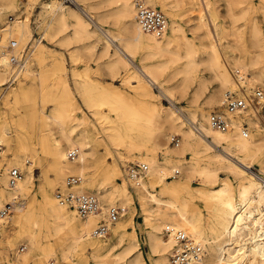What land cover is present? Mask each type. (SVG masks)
<instances>
[{
  "label": "bare ground",
  "instance_id": "1",
  "mask_svg": "<svg viewBox=\"0 0 264 264\" xmlns=\"http://www.w3.org/2000/svg\"><path fill=\"white\" fill-rule=\"evenodd\" d=\"M17 1L0 0V14L18 4ZM78 1L75 0L76 5L62 6L60 2L56 4L53 0L46 4V8L52 13V24L56 31L71 25L72 35H66L63 39L65 41L72 37L86 36L93 37V43L96 44L100 40L97 33L101 34L104 40L103 53L111 57L108 59L107 67L116 73L119 69L125 70L126 74L122 77V82L128 86L131 97L137 98L136 105L143 109L144 113L141 114L133 110L128 103L119 102L115 96L111 102L107 99L104 101L98 99L93 102L87 94L89 88L84 86L80 88V95L86 106L99 122L104 123L101 143L104 142L107 153L112 155L111 149L116 153H120V150H127V152L134 150L137 161L147 166L145 177L138 181L127 174L126 176L132 181L131 185L137 191L139 207L147 221L148 249L154 255L155 264H174L170 259L174 240L171 234L163 236L166 227L186 231L202 246L200 256L188 264H264V122L259 114L252 111L246 113L244 110L241 113L229 115L232 125L230 129L217 130L209 124L210 112L204 109L203 103H198L194 109L187 110V115L177 110L173 106L172 87L164 86L160 80V75L170 68L169 64L184 59L181 66L174 68L173 71L170 70L171 75L182 76L177 84L182 95L195 81L191 91V97L195 98L199 93L205 92L206 86L205 78L196 77L194 71L201 63H205L210 79L217 83V88L207 92L205 96L204 103L209 107L213 103L222 105L223 98L220 93L223 89H226L225 92L229 90L239 94L242 86L247 92L252 90L246 87L245 81L250 85L253 83V85L255 83L264 85V65L255 66L258 62L264 61V50L259 49L254 54L245 53L241 28L234 26V23L239 17H243L246 11H255L264 19V0H258L255 3L251 0L226 1V10L232 23L231 33L240 39L238 44L241 47L240 52L236 55L234 53L231 59L223 55L217 44L218 36L214 32L217 30V22L210 19L208 15L207 0H197L194 3L198 11L195 26L199 29L203 28L202 35L208 39L202 51L204 54L202 57H198L195 43L182 32V27L174 19V14L167 11L168 7L163 0H145L153 7L158 5L166 10L170 17L168 33L166 34L164 29L159 36L141 30L135 18L133 0H103L109 4L116 3V8L113 11H103L102 14L94 10L96 5L93 3L86 0ZM244 1H246L245 4L238 7ZM80 4L83 6L80 7ZM235 9H239V12ZM101 16H113L120 20L127 17L128 23L123 26L125 34L117 35L110 29L100 26L96 20H101ZM69 19H72V24ZM4 25L0 27L3 42L8 39L17 41L14 37H6V34L16 36L30 33L27 15L21 18L16 16L5 27ZM247 26L251 43L259 48L264 46V34L257 18H249ZM177 40L181 41V52L171 49L172 45H176ZM39 43H35L33 47ZM40 45L39 51L42 52L44 44ZM139 49L143 53L140 60L159 57L167 52L171 55L169 59L134 64L136 52ZM31 54L32 50L27 63ZM39 58L40 61L43 59L41 56ZM27 63L18 75L24 71ZM12 67L8 54L4 51L0 56V85L6 83L10 71L12 74ZM131 67L134 69L130 70ZM14 69L13 67V71ZM232 69L235 73L237 72V75L232 74ZM49 79L45 69H40L38 84L40 110L43 111L46 101H52L53 108L51 113L38 114L40 120L38 135L35 131L32 111L29 113L30 123L25 128L24 136H16L15 141L10 138L8 127L4 124L0 125V147L1 143L6 146L7 153H10L9 163L20 168L22 173L16 183L10 185L6 173L8 167L5 168V172L3 168L0 171V209L7 203L10 205L6 215L0 217V229L9 211L13 226V234L10 235L6 234L4 229L0 230V242L12 247L14 240L23 238L27 247L24 252L16 251L15 260L9 264H29L30 262H32L30 264H47L49 260H52L54 264H60V262L80 264L82 259H72V253L81 251L87 246L91 248L90 256L97 264H143L134 232L132 231L127 239L124 237L126 224L114 221L115 224L111 228V234L117 243L124 246L121 252H112L109 242L92 238L98 237L92 234V228L96 225V221L98 222V216H100L99 219L102 218L109 206H116L115 204L118 203L123 210H129V218L134 207L128 198L126 181L119 175L115 164L107 171L102 170L105 175L100 180H95L86 173L89 169H94L96 173L101 172L97 168V163L88 165L90 158L94 157L95 148L90 144L85 129L75 131L74 126H67L68 121L78 120L80 123L83 119L72 115L75 109L74 101L67 97L69 90L64 78L58 77L56 84L49 82ZM153 84L158 86L159 95L167 97L172 102L171 105L154 102L158 94L153 92ZM22 93L26 95L25 90H22ZM103 103L109 105V109L115 113L113 118L99 110ZM221 109L223 110L222 106ZM243 120L247 124H252L256 135L249 134V125L247 133L243 134L241 127ZM49 125H54L59 138L53 137L49 147H44L43 142L48 134H53ZM168 132L180 134L181 144L179 146L178 139V144H172L174 147L165 146L163 153L166 159L160 161L156 157L160 147L159 141ZM36 135L40 150L49 154L51 158L49 164L53 169L54 179H62L65 171L72 172V175L79 176L80 179L71 188L74 191L89 192L87 190L92 191L94 190L92 187L95 186L96 193H89L95 194L97 198L100 194L106 201V207L100 206L99 203L98 211L81 217L75 207L68 210L69 205L58 200L57 202L46 187L42 191L37 206L33 205L31 200H22V195H27L32 189L34 180L31 163H24L26 160L29 161V158L22 159V156H26L29 148H33L35 141L33 139H36ZM150 140L152 141L150 147L142 145V142ZM72 148H76L79 152L74 160L67 158V151ZM184 152L191 154L190 159L182 158ZM254 160H257L260 165L257 173L251 170ZM201 161L204 162L199 164ZM180 168L210 185L220 180L214 187H201L197 190L205 206L211 211L206 224L202 212L193 206L194 194L188 190V187L182 186V183L170 186L164 182L169 171L175 176ZM220 169H225L236 179V190H233L225 178H219ZM85 175L89 177L86 181L82 179ZM114 176H120V182L106 186V182H110ZM65 180L66 178L63 181L62 190L65 189ZM155 186H158V192H155ZM182 191L185 194H181ZM163 195L166 196L163 198ZM76 213L80 218L76 216ZM60 232L63 234L61 240L67 241V246L60 252V260H58L51 240L54 233Z\"/></svg>",
  "mask_w": 264,
  "mask_h": 264
},
{
  "label": "rangeland",
  "instance_id": "2",
  "mask_svg": "<svg viewBox=\"0 0 264 264\" xmlns=\"http://www.w3.org/2000/svg\"><path fill=\"white\" fill-rule=\"evenodd\" d=\"M53 0H18V4L7 8L0 14V26L7 25L10 21H13L16 16L23 17L24 15L28 16V24L30 33L26 34H18V35H8L6 37H14L17 39L20 45H23L30 41V38L33 35L39 34L41 36V41L39 44L33 47L32 54L30 57L29 62L27 63L24 71L16 78V80L12 83H9L8 76L6 79V83L0 85V125L4 124L8 127L10 132V138L15 141V137H23L25 133V128H27L29 122V113L32 111L34 113V121H35V131L37 135L39 134V125L40 120L38 114L40 113H51L53 108L52 101L44 102V109L41 111V102L39 99V91H38V84H39V75L40 69H45V73L50 78L49 82L55 83L58 77L64 78L67 88L69 90L67 97L74 101L75 109L72 111V115L82 118L83 120L79 123L78 120L76 121H68L67 126L71 125L75 127V131L79 130H86L87 131V138L89 139L90 144L92 145L95 151L94 157L90 158L88 165H92L97 163V168L100 169L101 172H95V170H88L86 173L91 175L92 178L95 180H100L105 174L102 170L107 171L111 169L113 164L119 170V175L122 176L127 185L128 190V198L132 203L133 211L130 214L129 218V210H124L121 216L116 220L117 222L120 221L125 225V235L126 239L130 236L132 231L137 239L139 244V249L141 252V257L143 260V264H155L154 255L150 253L148 249L147 243V221L144 218L143 212L140 210L139 207V199L137 196V191L131 185V182L126 176V166L128 164L139 162L137 158L134 156L136 152L134 150L128 151L127 150H120V153H116L113 149H111V153H107L104 148V142L101 143L102 138V126L104 125L103 122H99L92 114L91 110L86 106L83 98L80 95V88L84 86L85 88H89L87 91L90 100L96 102V100H110L113 101L115 98L121 103H128L130 107L133 108L135 111H139L143 114V109L136 105L138 103L137 98L131 97V93L128 90V86L122 82V77L126 74L125 70L119 69V72L111 71L107 67L108 59L111 57L108 54L103 53V44L104 40L101 34L97 33L100 36V40L93 43V37H81V38H69L68 40H63L66 35H72V27L71 25L67 28L56 31L54 25L52 24V13L49 12V9L46 8L47 3H51ZM78 1V0H77ZM88 2L93 3L95 6V11L99 12L100 14L103 11H113L116 8V3H106L103 0H86ZM197 0H163L168 7L167 11H171L174 14V19L178 22L179 26L182 27V32L187 35L192 41L195 43L196 48L198 49V57H202L203 49L206 47L208 43V39L202 35L204 29L196 28V15L198 11L196 10L197 5L194 4ZM227 0H207L208 3V15L210 19H214L217 22V30H214L217 33V44L221 48V52L223 55L227 56L228 59L230 57L238 54L241 50L239 43L240 39H237L234 34L231 33V25L230 18L227 13L226 7ZM252 2H257L258 0H251ZM59 1L55 0L57 4ZM79 2V1H78ZM246 1L240 3L238 7H242ZM61 4V3H60ZM62 6H69L63 5ZM150 5V4H149ZM83 4H80L82 7ZM156 8L161 10L166 19V27L165 32L168 33V23L170 20L167 11L161 8L160 6L156 5ZM237 9V8H236ZM239 12V9L236 10ZM203 12V11H202ZM256 17L259 25L262 29V34H264V19L261 18L260 14L256 13L255 11H246L243 17H239L238 20L234 23L235 27L241 28L242 32V40L244 44L245 53L254 54L259 49L264 50V46L261 48L257 47L250 40L248 36V26L247 22L249 18ZM72 19H69L70 24H72ZM97 23L105 28L110 29L114 34L117 35H124L123 26L128 23V18L124 19H117L116 17H103L101 16V20H96ZM8 22V23H7ZM4 25V27H5ZM247 31V32H246ZM4 32V31H3ZM179 34V33H178ZM40 44H44L43 51L40 52ZM176 45H172V50H178V52L182 51V44L180 40H177L175 43ZM179 46L177 47V45ZM228 45V46H227ZM253 45V46H252ZM205 46V47H204ZM231 46V47H230ZM240 48V49H239ZM233 51V52H232ZM229 54V55H228ZM170 53H165L162 56H155L153 58H146L143 60L142 56L143 53L139 49L136 52L135 63L143 62L144 64L150 61H154L156 59H169ZM39 56L43 59L40 61ZM138 57V58H137ZM137 58V59H136ZM184 59H180L172 64H169L170 68L165 70L160 75V80L164 86L172 87V101L173 106L182 112L184 115H187V110H192L196 107L198 103L205 105L204 109L208 111L211 110H220L221 104L213 103L212 106L205 104V96L212 90L217 88V83L210 79L208 74V68L206 67L205 63H201L194 71V75L197 77L201 76L205 80V92L199 93L197 97H191V91L194 88L195 81L190 84L186 93L182 95L180 90L177 87L178 82L181 80L180 74L171 75V71L174 68L181 66ZM57 63V64H56ZM54 65V66H53ZM264 65V61L258 62L255 66L260 67ZM51 69V70H50ZM134 69L131 67L130 70ZM172 69V70H171ZM171 70V71H170ZM250 71V70H249ZM13 72V67H12ZM248 72V70H247ZM231 76V73H229ZM232 74L237 75L232 69ZM11 75V71H10ZM231 78H233L231 76ZM256 82V81H255ZM246 87L248 86L249 89H252L255 86H262L261 84L250 85L246 81L244 82ZM54 84V85H55ZM175 86V87H174ZM24 88V89H23ZM234 88V87H233ZM22 90L26 91V95L22 93ZM152 90L154 93H157V97H155L154 102L156 104L162 103L164 105H171L172 102L165 96L159 95V88L156 84L152 85ZM226 89H223L220 93V96L223 98ZM189 92V93H188ZM208 92V93H207ZM249 92V91H248ZM116 94V95H113ZM120 96V97H119ZM188 96V97H187ZM31 97V98H30ZM115 99V100H116ZM33 102H32V101ZM132 101V102H130ZM200 101V102H199ZM32 104V105H31ZM99 110L109 115L110 117H114L115 113L109 109V105L103 103L100 105ZM246 113L248 111H245ZM250 113V112H249ZM251 114V113H250ZM254 116V115H253ZM254 118H256L254 116ZM244 122V120H243ZM246 123V122H245ZM247 124V123H246ZM250 131L249 134L256 135L255 129L251 123H248ZM53 134H48L46 140L43 142L44 147H49L50 142L52 141L53 137H57L58 133L54 125H49ZM23 132V133H22ZM176 134L179 137V146H180V134L178 133H171L168 132L165 137L161 138L159 141L160 147L156 152V157L163 161L166 159L163 151L164 147H174L169 142V136ZM36 135V139L33 142V148H29L26 156H22L23 158H29V161H24L25 164L32 165V170L34 173V180H33V187L27 195H22V200L30 201L31 203L37 206L39 203V199L41 198L42 191L46 187L49 190V193L55 198V191L56 189H63L62 184L64 179L68 175H72V172L65 171L63 174V178L60 180L54 179L53 169L50 167V156L46 152H42L40 150V145L37 142L38 136ZM95 139L99 141H94ZM13 141V143H14ZM142 145L145 147H150L152 145V141H144ZM2 152L0 155V166L3 168V172H5V168L9 166H13L9 163L10 153H7L6 146L1 143ZM130 153L132 155H130ZM33 155V157H32ZM132 156V158L129 157ZM127 156V157H126ZM191 154L189 152H184L182 158L190 159ZM34 158V159H33ZM204 161L199 162L203 163ZM260 165L257 160L253 161V165L251 170L254 173L259 171ZM20 169V168H19ZM21 171V169H20ZM89 172V173H88ZM45 173V174H44ZM22 175V173H21ZM120 176H114L110 182H106V186H110L111 183H119ZM219 178L223 177L231 184L233 190L237 188L236 179L232 176V174L228 173L225 169H220L218 171ZM88 180L89 177L83 176L82 179ZM91 180V179H89ZM165 184L170 186L175 184L182 183V186L188 187V190L194 194L193 197V206L199 209L203 214V220L206 224L209 221L211 211L205 206V202L199 194L197 193L198 188L201 187H214L219 184V181H216L214 184L210 185L204 182L202 179L195 175H189L185 169L180 168L179 172L175 173V176L169 171L166 174L164 179ZM65 187V185H64ZM155 192H158V186H155ZM94 190H87L89 192L96 193L95 186L92 187ZM184 191L181 192L183 194ZM185 194V193H184ZM166 195H163V198ZM21 197V195L19 196ZM26 197V198H25ZM98 199L100 206L103 205L106 207V201L98 194ZM58 202V201H57ZM70 207H67L70 210L72 205L66 203ZM119 206L118 203L115 204ZM10 206V205H9ZM104 212V211H103ZM11 215L10 211L5 219L4 223L1 226L0 230H5L6 234L10 235L13 234V226L11 225V220L9 216ZM76 216L80 218L77 213ZM98 216V220H99ZM96 219V220H97ZM115 221V222H116ZM97 224V221H96ZM113 223L108 233L104 237H92L94 240L97 241H105L110 243V247L112 246V252H121L123 249L122 244H118L116 239L111 234V228L114 226ZM95 226V225H94ZM93 229V228H92ZM164 236V235H163ZM165 237V236H164ZM63 234L54 233L52 236V245L55 247V257L56 259L60 260V252L62 249H65L67 246V241H62ZM126 242V241H125ZM124 243V242H123ZM27 249L26 242L23 238H17L14 240V246L9 247L4 242H0V264H9L15 260L16 251L24 252ZM90 247H86L85 249L79 251H75L72 253V259L77 260L81 258L80 264H97L95 259L90 256ZM34 255V253H32ZM32 263V262H30ZM29 263V264H30ZM62 264V262H60Z\"/></svg>",
  "mask_w": 264,
  "mask_h": 264
},
{
  "label": "built area",
  "instance_id": "3",
  "mask_svg": "<svg viewBox=\"0 0 264 264\" xmlns=\"http://www.w3.org/2000/svg\"><path fill=\"white\" fill-rule=\"evenodd\" d=\"M63 5H76L75 0H58ZM135 6V18L139 26L144 32H151L157 36L161 35L165 29V16L161 10L146 3L145 0H133ZM1 27V26H0ZM41 41L39 34L33 35L30 41L20 45L14 39L2 41V32L0 28V56L5 51L8 54L9 62L15 68L12 74L8 77V82L12 83L16 80L17 75L27 63L28 56L33 48V45ZM19 76V75H18ZM222 109L212 110L209 113V124L217 130H228L232 127L230 116L241 111H252L260 115L264 122V87L255 86L251 91L240 89V93L236 94L233 91L225 92L222 99ZM243 134L247 133V124L241 123ZM179 137L173 134L169 137L171 144H178ZM1 152V147H0ZM76 148L67 151V158L74 160L78 157ZM1 155V153H0ZM2 167L0 166V171ZM177 172V171H176ZM7 180L10 185H14L21 177V171L18 167L9 166L7 168ZM147 166L144 163L134 162L126 166V174L138 181L145 177ZM79 176L68 175L65 180V189H56L55 197L62 203H69L75 207L81 217H86L99 210V200L97 196L89 192L74 191L71 187L79 181ZM9 209V203L5 204L0 209V217L6 215ZM123 208L119 206H109L103 217L100 218L97 224L93 227L92 234L94 236L103 237L108 233L110 226L122 214ZM163 232L164 236L171 234L174 240V248L170 255V259L174 264H188V262L196 260L202 253V246L198 241H195L186 231L182 229H174L166 227ZM47 264H54L49 260Z\"/></svg>",
  "mask_w": 264,
  "mask_h": 264
}]
</instances>
